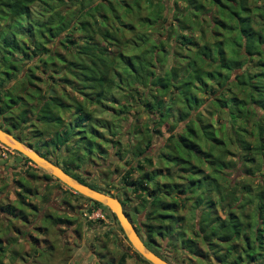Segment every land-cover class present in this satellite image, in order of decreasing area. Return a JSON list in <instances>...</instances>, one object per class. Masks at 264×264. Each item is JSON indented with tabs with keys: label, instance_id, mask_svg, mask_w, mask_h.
Wrapping results in <instances>:
<instances>
[{
	"label": "trees",
	"instance_id": "1",
	"mask_svg": "<svg viewBox=\"0 0 264 264\" xmlns=\"http://www.w3.org/2000/svg\"><path fill=\"white\" fill-rule=\"evenodd\" d=\"M28 115L40 123L31 135L21 132ZM0 127L106 193L83 164L104 146L123 153L117 198L167 261L178 248L184 264H264V0H0ZM123 129L133 142L118 151ZM15 183L13 202L0 201V264L26 261L25 236L32 264H50L55 238L36 246L27 215L36 234L76 223L80 235V223L41 212L31 199L42 192ZM74 193L91 202L86 215L106 208Z\"/></svg>",
	"mask_w": 264,
	"mask_h": 264
},
{
	"label": "rangeland",
	"instance_id": "2",
	"mask_svg": "<svg viewBox=\"0 0 264 264\" xmlns=\"http://www.w3.org/2000/svg\"><path fill=\"white\" fill-rule=\"evenodd\" d=\"M208 8L210 7H207V9ZM36 74L41 77L42 81L39 82V85L44 88L47 81H45L43 75L39 72H36ZM130 113H133V111L131 110ZM99 115H106V113H99ZM68 116L69 113L65 112L63 118L66 119ZM139 116L142 118L139 117L140 120L138 125H141L142 122H144V115L140 114ZM30 118L31 115H28V121L21 127V132L26 131L27 135H31L32 133L29 132H32L35 128L40 126L39 122L33 123L30 121ZM122 123H124V125H129L126 119L123 120ZM131 136L132 135L128 129L122 130L121 135H118V151L125 150L128 145H131L133 142ZM161 138L158 137L155 139L152 147L154 150L159 147L162 141H164V138ZM24 143L27 144L26 142ZM49 149L51 150V147H49ZM103 149L106 152V155H94L95 153L93 152L92 158L83 164V176L86 177L88 181L96 182L105 189H108V192L111 193V195L118 197L119 190H121L117 189L120 187L121 183L119 175L125 168L123 162L124 154L120 152L115 153L110 146H104ZM64 153V147L59 146V148L52 151L50 155L54 158V155H59V158H61ZM24 158L23 155L14 152L12 149H3L0 147V201H2V203L13 202L17 186L15 183L16 180L19 178L24 179V177H26L31 188H35L34 192L38 191L43 194L44 198L42 200L38 197L32 199L30 197L32 203L36 204L38 210L41 212L47 211L56 214L65 213L71 216L74 215L77 217V221L80 223L82 230L80 235H78L75 229L76 223H74L68 227L61 226L56 234L54 230H51V227L44 233L36 234L30 229L34 228L35 225H39V221H37V218L34 219L32 215H27L26 223L28 222L29 224L25 223L27 228L26 233L33 236V238L36 236L37 240L34 241L36 246H41V240L43 238L51 241L55 238V240L52 241L55 244V247L52 249V255L48 261L50 264H118V259H120L121 253L124 251H126L127 255L123 258L120 264H146L143 261L141 262L138 260L135 255L137 252L119 231L117 221L112 220V216L106 206V208L98 206L92 213L86 215V211L84 210L90 205L91 202L89 200L77 197L74 192L69 191L66 185L58 181L49 173L50 178H44L43 173L45 171L35 166L32 162L26 161ZM153 161L155 160L153 159ZM27 172H31L34 177L28 175ZM129 201L130 207L131 204H135L136 202L132 195H129ZM125 208L128 209L127 207ZM181 213L185 216L187 222H193L194 217L191 209H183ZM86 217L89 219L100 218L102 222L96 224L95 230L112 227L111 233H108L107 237L100 236V234L96 233L93 228L87 227ZM179 222V224L184 223L183 221ZM16 224L19 228L21 227V229L24 230V225L20 224V222H16ZM185 230L187 229L185 228ZM25 238L28 240L22 241L23 251L25 254L28 253L29 255L26 254V261L20 259H17V261L19 264H32L34 260L36 261V258L34 255H31L32 248L29 244L31 239L28 236H25ZM102 240H105V248H100L103 244ZM166 254H171V256H174V259L176 258V262L170 263L184 264L182 261L183 259L181 260L184 254L178 248L176 251H169L166 252Z\"/></svg>",
	"mask_w": 264,
	"mask_h": 264
},
{
	"label": "water",
	"instance_id": "3",
	"mask_svg": "<svg viewBox=\"0 0 264 264\" xmlns=\"http://www.w3.org/2000/svg\"><path fill=\"white\" fill-rule=\"evenodd\" d=\"M0 143L5 147L20 153L25 158L29 159L35 166L49 173L74 192L106 206L112 216V220L117 221L123 232V235L132 248L150 264H172L146 246V244L140 238L134 225L128 218L127 214L123 211L120 200L116 196L92 188L79 181L77 178L73 177L71 174L61 168L58 164H55L51 160L42 156L38 151L25 144L20 139L16 138L10 132L2 129L1 127Z\"/></svg>",
	"mask_w": 264,
	"mask_h": 264
},
{
	"label": "built area",
	"instance_id": "4",
	"mask_svg": "<svg viewBox=\"0 0 264 264\" xmlns=\"http://www.w3.org/2000/svg\"><path fill=\"white\" fill-rule=\"evenodd\" d=\"M0 147L3 149H7V147L3 146L1 143H0Z\"/></svg>",
	"mask_w": 264,
	"mask_h": 264
}]
</instances>
